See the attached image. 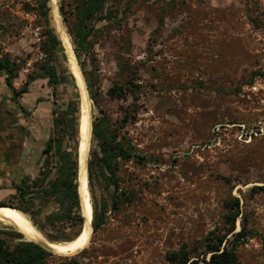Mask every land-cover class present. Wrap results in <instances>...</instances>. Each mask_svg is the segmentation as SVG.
<instances>
[{
  "label": "rangeland",
  "instance_id": "374dc122",
  "mask_svg": "<svg viewBox=\"0 0 264 264\" xmlns=\"http://www.w3.org/2000/svg\"><path fill=\"white\" fill-rule=\"evenodd\" d=\"M81 1L58 0L71 42ZM168 2L107 0L90 22L93 31L87 41L78 42L80 67L86 83L88 77L94 84L100 108L113 120L126 108H137V119L124 131L138 152L153 160L125 165L122 176H134L130 186L137 198L119 209L112 207V188L108 192L98 182L89 183L93 218L95 206L109 202L106 222L83 249L55 252L47 264H171L169 252L200 246L211 231L230 227L227 206L235 198L242 212L236 231L244 215L253 232L238 248V264H264V190L252 191L264 186V0H178L177 6L167 8ZM49 7L56 30L50 2ZM0 16V54L20 66L15 86L21 88L29 75L38 79L25 115L32 117L40 102L47 106L38 115V136L28 142L22 170V175L35 178L45 158L52 157L44 154L50 137L64 140L66 148L74 146L70 133L61 123L55 126V120L76 89L71 81L50 85L42 71L52 57L42 47L37 0H0ZM65 64L70 70L67 55ZM116 86L135 91L137 99L129 93L111 99L107 92ZM89 96L93 121L100 113L90 91ZM54 176L55 170L44 186ZM19 179L17 174L14 181ZM14 181L0 191V202L10 207L20 204ZM42 202L37 198L31 209L43 210L33 215L38 228L49 240L68 241L73 230L47 223L45 216L56 205ZM1 229L22 232L2 222Z\"/></svg>",
  "mask_w": 264,
  "mask_h": 264
},
{
  "label": "trees",
  "instance_id": "16d2710c",
  "mask_svg": "<svg viewBox=\"0 0 264 264\" xmlns=\"http://www.w3.org/2000/svg\"><path fill=\"white\" fill-rule=\"evenodd\" d=\"M106 2L107 0H82L78 6L80 19L76 30L70 34L73 37L74 50L79 57L82 68L83 61L80 52L77 50L78 42L87 41L93 31L90 22L102 13ZM177 2L178 0H169L167 8L177 6ZM37 7L41 10L42 25L44 27L45 43L42 47L45 53L52 57L51 63L43 66L42 71H44L50 85L57 86L71 81L76 89L75 98L69 101L67 108L64 111L62 110L61 116L55 120V126L61 123L64 129L70 133L74 146L66 148L64 140L50 137L44 149V154L48 156L51 153L52 157L45 158L39 176L31 178L22 175V171L18 172L20 179L17 182L14 181L13 188L17 191L16 195L20 199V204L11 205L14 207H10L8 206L10 204L0 202V208L20 209L29 214L33 223L39 227L33 215H40L43 210L42 208H38L37 211L31 210L32 206L35 205L37 198L46 203L52 202L56 205V209L45 216V221L53 226L61 223L63 227L66 225L70 227L73 234L67 240H71L81 233L85 223L84 204L79 186L80 89L76 76L65 64V48H63L64 45L58 36L57 29L55 30L53 27L49 0H37ZM61 11L63 14L62 6ZM251 20L255 21V18L251 17ZM2 28L0 16V29ZM1 49L0 43V52ZM57 61L60 64H57ZM0 70L5 72V82L12 89L15 97L29 92V86L37 78L29 75L22 87L16 88L14 80L19 76L20 66L8 54H0ZM87 85L94 106L97 109L99 108L100 113L95 115L92 121L90 155L88 151L89 183L90 186H94L98 182L108 192H111L112 188L114 193L111 204L113 209H119L123 202L132 204L137 198V190L130 186L134 176L130 174L129 179L122 176L125 165L129 162L137 165H147L153 159L139 153L132 142V138L128 136L129 132L124 131L129 123H133L137 119V108H126L122 117L113 120L109 114L100 108V100L95 93L94 84L88 77ZM128 93L132 94L135 100L137 99L135 91L126 92L122 86L111 88L107 95L111 99H120L127 97ZM54 170V178L50 179L47 186H44L45 178ZM258 190H264V186H254L252 188L254 192ZM108 207V200H103L101 208L95 206L94 233L106 222ZM227 207L230 209L227 216L230 221L227 223H230V227L226 231L213 230L206 236L200 246H184L179 250L169 252L166 256L167 260L171 264H238V248L253 232L248 227L244 215L242 216L240 230L236 231V221L242 214L239 198H235L234 202ZM51 241L57 242L55 239ZM37 243L42 244L36 239H25L22 232L1 229L0 264H47L48 259L54 254Z\"/></svg>",
  "mask_w": 264,
  "mask_h": 264
},
{
  "label": "bare ground",
  "instance_id": "6f19581e",
  "mask_svg": "<svg viewBox=\"0 0 264 264\" xmlns=\"http://www.w3.org/2000/svg\"><path fill=\"white\" fill-rule=\"evenodd\" d=\"M56 29L63 42L68 63L80 89V143H79V186L84 204L85 223L81 233L75 238L54 242L47 239L41 230L33 223L32 218L20 209L0 208V222L6 223L17 230L26 233L46 245L52 251L62 253H76L83 249L93 236V205L88 180V151L91 144L92 112L89 90L86 79L81 70L73 44L61 20L58 0H50Z\"/></svg>",
  "mask_w": 264,
  "mask_h": 264
},
{
  "label": "crops",
  "instance_id": "0c3cea01",
  "mask_svg": "<svg viewBox=\"0 0 264 264\" xmlns=\"http://www.w3.org/2000/svg\"><path fill=\"white\" fill-rule=\"evenodd\" d=\"M36 80L29 86V92L15 97L12 89L5 82V75L0 77V191L10 188L18 172L25 168L28 142L38 136L36 134L38 115L47 106L44 102H40L36 105L32 117L25 115L31 104L28 95L33 90ZM35 100H38V97ZM35 118L37 121H34ZM28 124L31 126L28 127ZM28 128L31 129L30 132Z\"/></svg>",
  "mask_w": 264,
  "mask_h": 264
},
{
  "label": "water",
  "instance_id": "95a60500",
  "mask_svg": "<svg viewBox=\"0 0 264 264\" xmlns=\"http://www.w3.org/2000/svg\"><path fill=\"white\" fill-rule=\"evenodd\" d=\"M49 2H50V0H49ZM63 44V43H62ZM93 126V125H92ZM85 217V216H84ZM37 244H39V245H41L43 248H45L46 250H48V251H50V252H52L53 254H55L53 251H52V249H50L49 247H47L46 245H44V244H40V243H37Z\"/></svg>",
  "mask_w": 264,
  "mask_h": 264
}]
</instances>
